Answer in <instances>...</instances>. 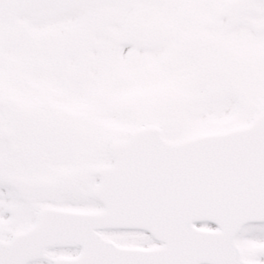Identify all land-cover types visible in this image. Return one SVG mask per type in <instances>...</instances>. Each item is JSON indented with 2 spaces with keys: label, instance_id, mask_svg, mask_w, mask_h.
<instances>
[{
  "label": "snow or ice",
  "instance_id": "snow-or-ice-1",
  "mask_svg": "<svg viewBox=\"0 0 264 264\" xmlns=\"http://www.w3.org/2000/svg\"><path fill=\"white\" fill-rule=\"evenodd\" d=\"M0 264H264V0H0Z\"/></svg>",
  "mask_w": 264,
  "mask_h": 264
}]
</instances>
